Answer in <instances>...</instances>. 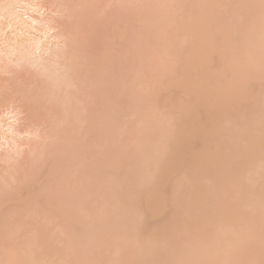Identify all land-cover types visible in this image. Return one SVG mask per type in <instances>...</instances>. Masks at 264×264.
<instances>
[{
	"label": "bare ground",
	"instance_id": "6f19581e",
	"mask_svg": "<svg viewBox=\"0 0 264 264\" xmlns=\"http://www.w3.org/2000/svg\"><path fill=\"white\" fill-rule=\"evenodd\" d=\"M260 251L264 0H0V264Z\"/></svg>",
	"mask_w": 264,
	"mask_h": 264
},
{
	"label": "rangeland",
	"instance_id": "374dc122",
	"mask_svg": "<svg viewBox=\"0 0 264 264\" xmlns=\"http://www.w3.org/2000/svg\"><path fill=\"white\" fill-rule=\"evenodd\" d=\"M245 95H248V93H246ZM246 97H247V96H246ZM247 99H248V97H247ZM246 101H247V100H246ZM217 107H220V106H217ZM219 115H220V114L218 113L217 118H218V117H220V118L217 119L216 116H214V119H213V120H214L215 122H218V123L220 122L221 126H224V127H226V128H229L230 126H227V125L225 126V125H224V123H225V124H229V123L223 121L225 118H226V119H227V118L230 119V118H229V114H228V115L225 114L224 117L219 116ZM174 116L176 117L175 113L173 114V117H174ZM188 118H189V117H188ZM188 118H187V119H188ZM172 119H173V118H172ZM190 119H192V118H190ZM226 119H225V121H229V120H226ZM181 120H182V119H181ZM216 120H217V121H216ZM185 121H186V119H185V120H182L181 122H179V121L177 122V120H176V122H177V126H178V127H177V126H175V127H176V128H180V127H182V126L184 125V127L186 126L185 128H187L188 125H189V122H190L191 120H188V122L186 121V123H187L186 125L183 124V122H185ZM214 121H212V122H214ZM176 122H175V123H176ZM223 122H224V123H223ZM203 124H204V123H203ZM203 124L200 125L201 130H199V129H200L199 127H198L199 129H196V130H197V131L199 130L200 132L203 131V130H204V127H205L204 125H205L206 123H205L204 125H203ZM229 125H230V124H229ZM175 127H174V128H175ZM176 128H175V129H176ZM206 128H207V125H206L205 129H206ZM180 129L182 130V128H180ZM183 129H184V128H183ZM202 129H203V130H202ZM196 130H195V132H196ZM199 131H198V132H199ZM193 133H194V132H193ZM199 134H200V133H199ZM199 134H197V132H196V134H195V133L192 134V135H194V136L190 135L189 139L193 140L194 137H195L196 135L198 136ZM122 136H123V135H122ZM122 136L120 137L121 139L123 138L121 141L126 140V139L124 138L125 136H123V137H122ZM191 137H193V138H191ZM134 138H135V137H134ZM136 138H137V137H136ZM136 138H135V139H136ZM229 138H230V137H229ZM229 138H228V137L223 138V139L221 140V142L224 143L225 145H227V142L229 141ZM230 139H231V138H230ZM191 140H189V141H191ZM224 140H226L227 142H225ZM233 140H234V139H231V143H233ZM229 142H230V141H229ZM229 142H228V144H230ZM231 146H232V148H235V149H233V150H235V151L238 153V152L240 151L239 149H241V146H242V145H241V146L239 145L240 147L238 146L239 149L237 148V146H234L233 144L230 145V149H231ZM236 149H238L239 151L236 150ZM235 151H234V152H235ZM236 152H235V153H236ZM227 158H228V157H226V158L224 159V157H223V158L221 157V161L226 160ZM219 159H220V158H218V161H217V162H220ZM222 159H223V160H222ZM227 161H228V159H227ZM220 163H221V162H220ZM219 165L221 166V169H224V170H227V171H228V168H230L226 161H223V162H222L221 164H219ZM259 171H260V170H259ZM229 172H230V170H229ZM228 175H229V174H228ZM238 180H239V179L235 178V180L233 181L234 184L231 183V185H230L231 187H233V185H234V188H233V189H236L235 187L237 186ZM184 181H186V180H184ZM203 183L206 184V185H209V186H210V182L206 183V182L204 181ZM156 188L158 189L159 186L156 187ZM156 188H155V190H156ZM133 191H134V193L136 194V199H139L140 201H142V200H143V196H142V194H140L141 190H137V189L134 188ZM133 191H132V192H133ZM237 196H238V194H237ZM237 198H238V197H236V199L234 198L235 201H237ZM134 199H135V198H134ZM181 199H182V198H180L179 200L181 201ZM239 200H240V199H239ZM135 201H136V200H135ZM142 202H143V201H142ZM181 202H182V201H181ZM143 203H145V198H144V202H143ZM180 206H182V205H180ZM144 207H145V206H144ZM157 208L160 209L159 207H157ZM157 208H147V209H146V212H147L148 214L156 213V212H158V209H157ZM179 209H181V208H179ZM182 209H183V208H182ZM181 211H182V210H181ZM222 212H225V214L222 215V214L218 213V214H219V215L217 214V215H218V218H217V216H216L213 220H211V221H214V222H211V221H210L211 223H213V224H211V229H212V228H216V227H217V228L222 227V224H224V223H223L224 221H225V224H227V223L229 222V220H228L229 217H226V211L224 210V211H222ZM216 218H217V220H216ZM150 221H151V219L149 218V221H148V222H149V223H148L149 225H151V223H152V222H150ZM223 227H224V225H223ZM208 228H209V226H208ZM200 231H201V230L199 229V230H193V231H190V232L186 233V237L188 238L187 241H192V239H194V238H195V239H194L195 241L198 240L199 237H201L199 234L201 233V235H202V231H201V232H200ZM201 238H202V237H201ZM201 238H200V239H201ZM81 239H82V240H81ZM81 239H80V237H79V240H81L80 242L84 243L85 240H84L82 237H81ZM187 241H185V243H186ZM172 244H173V243H172ZM170 245H171V244H170ZM171 246H172V245H171ZM172 247H173V246H172ZM174 247H175V244H174ZM166 248L169 249L168 251H166V252H168V255H172V254L174 253V251H172L173 248H171V247H170V248L166 247ZM187 248H188V247H187ZM174 249H175V248H174ZM163 252H165V251H163ZM258 252H259V250H258ZM263 252H264V251H263ZM247 254H249V253H247ZM253 254H256V253H253ZM253 254H250V255L252 256ZM260 254H264V253H261V251H260ZM250 255H248V256H250ZM257 255H259V254H257ZM257 255H254V256H256V257H259V256L262 257L261 255H259V256H257ZM246 257H247V255H246ZM260 257H259V258H260ZM247 258H249V257H247ZM257 259H258V258H255V260H257ZM261 259H262V258H261ZM246 260H247V259H246ZM250 260H251V258H250ZM253 260H254V258H253ZM259 260H260V259H259ZM262 260H263V259H262ZM262 260H261V262H262ZM248 261H249V260H248ZM254 262H256V261H254ZM250 263H251V262H250ZM250 263H248V264H250ZM256 263H257V262H256ZM259 263H260V262L258 261L257 264H259ZM263 263H264V261H263Z\"/></svg>",
	"mask_w": 264,
	"mask_h": 264
}]
</instances>
